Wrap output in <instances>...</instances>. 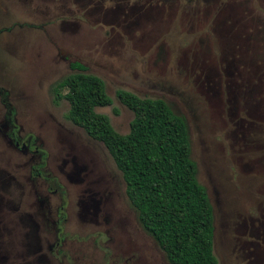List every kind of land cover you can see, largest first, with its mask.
<instances>
[{"label": "rangeland", "instance_id": "obj_1", "mask_svg": "<svg viewBox=\"0 0 264 264\" xmlns=\"http://www.w3.org/2000/svg\"><path fill=\"white\" fill-rule=\"evenodd\" d=\"M3 29L0 87L22 141H33L21 151L0 128V264H171L105 145L57 97L71 60L104 81L112 103L96 111L117 132L133 118L119 89L185 117L218 264H264V0H0ZM4 114L0 100V123ZM36 149L42 176L31 169ZM50 179L66 192L60 245L53 221L63 196L48 191Z\"/></svg>", "mask_w": 264, "mask_h": 264}, {"label": "trees", "instance_id": "obj_2", "mask_svg": "<svg viewBox=\"0 0 264 264\" xmlns=\"http://www.w3.org/2000/svg\"><path fill=\"white\" fill-rule=\"evenodd\" d=\"M71 67L75 72L54 87L57 97L68 100V118L113 157L143 228L171 264H218L213 207L197 179L185 117L161 98L119 89L117 97L133 112L129 131L119 133L96 111L112 103L104 81L79 62Z\"/></svg>", "mask_w": 264, "mask_h": 264}, {"label": "flooded vegetation", "instance_id": "obj_3", "mask_svg": "<svg viewBox=\"0 0 264 264\" xmlns=\"http://www.w3.org/2000/svg\"><path fill=\"white\" fill-rule=\"evenodd\" d=\"M6 28H7V30H11L10 29L11 27H9V28L5 27V29ZM5 29L0 30V42H1V34L4 33ZM73 62H79V63H81L87 67V65L81 61L71 60L69 62V68H71L72 70H74L71 67V64ZM87 69H88V67H87ZM0 85H2L1 80H0ZM0 100H1L2 105L5 107L4 119L0 123V128L2 127V125H5L6 129H5L4 133H6V134H4V135L14 148H18L21 151L28 152L29 148L31 147V142L33 141V139L29 138L28 141H25V142L22 141V139L19 135L20 126L18 125V114H17L18 110L16 109V106L9 100V90L8 89L0 87ZM33 156H41V163H36L35 165H31V169L35 170L34 173L36 176H42V173H43V171H42V167H43L42 159L44 160V152L36 149V150H34ZM196 168H197V165H196ZM32 178H33V180L35 179V177H32ZM47 179L48 178H46L45 182L47 181ZM50 180H53V182H50ZM50 180H49V183H51L52 185L48 186V188H47L48 191L50 188H55L52 190V192L55 194V193H57V189H58V192L60 189V194L63 196V199H61L62 202L58 206H56L57 207L56 208V214H55L56 220L53 221V225H55V227H56V232H58L56 242H57V244L60 245V243L64 239L63 233L61 230L69 218L68 207H67V204L65 203L66 192L61 185L59 186L55 182V179H50ZM53 184H55V187ZM40 199H41V201L45 200L46 196H43V198H40ZM213 215H214V212H213ZM61 237H62V239H61Z\"/></svg>", "mask_w": 264, "mask_h": 264}]
</instances>
